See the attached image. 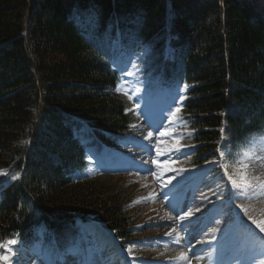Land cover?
<instances>
[{
    "label": "trees",
    "instance_id": "trees-1",
    "mask_svg": "<svg viewBox=\"0 0 264 264\" xmlns=\"http://www.w3.org/2000/svg\"><path fill=\"white\" fill-rule=\"evenodd\" d=\"M126 62L149 95L180 90L189 167L221 176L218 150L264 130V0H0V243L137 237L134 181L90 171L134 121Z\"/></svg>",
    "mask_w": 264,
    "mask_h": 264
},
{
    "label": "rangeland",
    "instance_id": "rangeland-1",
    "mask_svg": "<svg viewBox=\"0 0 264 264\" xmlns=\"http://www.w3.org/2000/svg\"><path fill=\"white\" fill-rule=\"evenodd\" d=\"M130 67L127 62L121 67L122 77L118 85L121 90H116L126 99L133 114L134 121L130 130L120 148L106 150L104 154H97L94 150L89 153L96 162L92 167L94 173L113 166L122 170L117 178L134 181V187L140 194L136 200L140 202L131 204L137 222L136 231L139 232L137 238L123 251L114 238L99 224L94 223L84 226V236L79 237L76 245L62 253H53L39 244L32 249L22 244L19 248H16L18 244L12 245V251L5 253L10 258L7 264H177L176 258L181 252L188 255L191 264H251L249 257L256 248L253 238L259 241L264 237V233H260L247 218L248 215L256 219L264 218V192L259 190V184L264 183V143L258 141L250 147L246 143L242 147H247V152L242 157L248 165L247 169L234 163L242 149L228 158L234 179L238 183H250L256 190L253 198L233 197L232 204L229 203L227 199L231 182H221L218 178L205 177L203 174L194 177L192 168L183 167L185 162L182 160L183 155L179 153L169 155L176 161L174 167L186 171L179 175L175 172L165 173L158 181L144 171L149 166L156 171L155 166L146 165L144 161L149 160L150 156L155 158L154 145L157 139L170 145L175 138L182 136L181 120L170 123L168 119L170 112L180 107L181 92L176 89L154 98L141 86L135 74H127ZM125 91L127 95L124 94ZM132 125L136 127L133 128ZM148 131L153 132L150 156L141 147L135 146L150 143L144 139ZM163 131H169L173 136L160 137L159 132ZM180 143L183 145L182 139ZM177 156L179 159H176ZM0 170H4L2 165ZM245 173L248 180L241 181L240 176ZM169 176H175L176 179L172 184L162 186ZM150 193L154 194L152 199H148ZM165 193H168L167 197ZM177 201L181 208H185V205L192 209L199 207L200 211L188 221L170 220L169 216H177V211L172 208ZM237 205L246 208L247 215ZM181 224L183 228L179 226ZM172 227H176L182 237L179 244L174 242L175 233L173 237L166 235ZM214 229L219 231L214 232ZM203 241L210 243H202ZM129 248L132 249L131 254L128 252ZM197 256L202 259L198 260Z\"/></svg>",
    "mask_w": 264,
    "mask_h": 264
},
{
    "label": "snow or ice",
    "instance_id": "snow-or-ice-1",
    "mask_svg": "<svg viewBox=\"0 0 264 264\" xmlns=\"http://www.w3.org/2000/svg\"><path fill=\"white\" fill-rule=\"evenodd\" d=\"M132 66L134 68L137 67L135 64H133ZM127 74L132 75L133 73L128 72ZM187 87L188 86L185 85V88H187ZM116 90L120 91L121 88L118 87ZM124 94L127 95L128 93L125 91ZM129 98H131V97H129ZM137 107H138V105H137ZM180 111H181V108L176 107L174 111L170 112V116L168 117V119L170 120V123H176L180 119L178 117V113ZM132 127L135 128L136 125H132ZM221 131H223V129H221ZM159 136L160 137H172L173 134L169 131H163V132H159ZM152 137H153V132L148 131L147 135L144 137V139L148 140L150 143L148 145L137 144L135 146L141 147L142 150L145 153L149 154V156H150L151 151H152V145H151ZM182 138H183L182 136L179 138H175L174 142L170 145H166L163 143L162 140L157 139V141L154 145V147H155V158H151V156H150L149 160L144 161V164H146V165H154L156 171H153L152 167H150V166L145 168L144 171L153 175L158 181L161 180V178L165 175V173L175 172V173H177V175H179L180 173H183L184 171H186V169L174 167V164L176 161L172 159L171 155H169L171 153H179L181 155H187V153H183L181 151L182 148L184 147L180 143V139H182ZM258 141L264 143V130H261L260 132H257V133L250 134V136L247 138V146L250 147ZM126 143H127V141H126ZM218 151L220 152V158H221L219 166L223 168L224 175H226L227 180L231 182V188L229 189L230 196L235 197L236 199H249V198L255 197L256 190L253 189V187L250 183H238L237 180L234 179L233 175L229 174V164L224 162V157H225V151H227L231 155L230 149H227V146H225V151H220V150H218ZM246 152H247V147L242 149L241 153L237 156V159L234 161V163L242 165V167L244 169H247V167H248L247 163H245L244 159H242V157L245 156ZM161 157H167V158L161 160L160 159ZM176 159H179V157L177 156ZM213 163H216V162H213ZM0 175H7V173L5 171L0 170ZM17 178L18 177H15V176L12 177V179H17ZM175 179H176L175 176H169L167 181L164 182L162 186L166 187L167 185L172 184L173 180H175ZM240 180L241 181L248 180L247 174L245 173V174L241 175ZM259 190L261 192H264V183L259 184ZM250 193H251V196H250ZM167 195H168V193H165V197H167ZM153 197H154V194L150 193L148 199H152ZM138 202H140V201H135L134 203H138ZM237 207H241L242 210L244 211L245 215H247V209L246 208H243L241 205H237ZM172 208H173V211H177V216H175V217L169 216V219L173 220V221H180V222L190 220L195 215V213L200 211L199 207L192 209V208H188L186 205H185V208L187 210H185V208L180 207L179 201H177L176 204H173ZM180 212H183V214L181 215ZM247 218L249 221H251V224L254 225L256 229L259 230L260 233H264V218L256 219L250 215H248ZM179 226L181 228H183L182 224ZM213 231L214 232L219 231V229H214ZM174 233H175L174 242L179 244L182 237H181L180 233L177 232L176 227H172L171 231L167 232L166 235L169 237H173ZM213 239H215V237H213ZM253 239H254V243L256 244V248L253 249L252 254L249 257V259L251 260V264H264V237L260 238L259 241H256L255 238H253ZM202 243H210V241H203ZM15 244H17L16 239H9L4 243H0V248H4V249H6V251H12L11 246L15 245ZM128 252L131 254L132 249L129 248ZM257 252L259 254H257ZM196 258L198 260L202 259V257H199V256H197ZM9 259L10 258L8 255L0 256V260H3L5 262V264H7ZM176 259H177V264H179V262H187V264H191V261H190L188 255L184 252H181ZM146 264H153V262H146Z\"/></svg>",
    "mask_w": 264,
    "mask_h": 264
},
{
    "label": "bare ground",
    "instance_id": "bare-ground-1",
    "mask_svg": "<svg viewBox=\"0 0 264 264\" xmlns=\"http://www.w3.org/2000/svg\"><path fill=\"white\" fill-rule=\"evenodd\" d=\"M16 248H19V246H18V247H16Z\"/></svg>",
    "mask_w": 264,
    "mask_h": 264
}]
</instances>
